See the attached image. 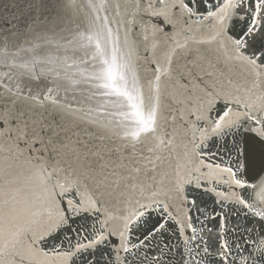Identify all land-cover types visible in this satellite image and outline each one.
I'll list each match as a JSON object with an SVG mask.
<instances>
[{
  "label": "snow or ice",
  "instance_id": "1",
  "mask_svg": "<svg viewBox=\"0 0 264 264\" xmlns=\"http://www.w3.org/2000/svg\"><path fill=\"white\" fill-rule=\"evenodd\" d=\"M0 264H264V0H9Z\"/></svg>",
  "mask_w": 264,
  "mask_h": 264
},
{
  "label": "water",
  "instance_id": "2",
  "mask_svg": "<svg viewBox=\"0 0 264 264\" xmlns=\"http://www.w3.org/2000/svg\"><path fill=\"white\" fill-rule=\"evenodd\" d=\"M8 2H9V0H0V11L4 10V7L6 4H8ZM118 78H119L118 73L115 69V64L113 61V64L109 67V71L107 73V80H108L107 87L112 89V91L118 95L124 94L122 89L115 87V83H116ZM140 118L143 119L142 115Z\"/></svg>",
  "mask_w": 264,
  "mask_h": 264
}]
</instances>
